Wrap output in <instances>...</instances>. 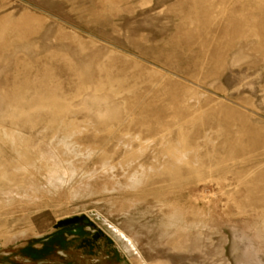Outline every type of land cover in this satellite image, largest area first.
Here are the masks:
<instances>
[{
    "label": "rangeland",
    "instance_id": "rangeland-1",
    "mask_svg": "<svg viewBox=\"0 0 264 264\" xmlns=\"http://www.w3.org/2000/svg\"><path fill=\"white\" fill-rule=\"evenodd\" d=\"M0 264H264V0H0Z\"/></svg>",
    "mask_w": 264,
    "mask_h": 264
},
{
    "label": "water",
    "instance_id": "water-1",
    "mask_svg": "<svg viewBox=\"0 0 264 264\" xmlns=\"http://www.w3.org/2000/svg\"><path fill=\"white\" fill-rule=\"evenodd\" d=\"M71 224L84 225V224H88V221L85 218H75V219H72V220L61 222L58 225V227H66V226L71 225Z\"/></svg>",
    "mask_w": 264,
    "mask_h": 264
},
{
    "label": "bare ground",
    "instance_id": "bare-ground-1",
    "mask_svg": "<svg viewBox=\"0 0 264 264\" xmlns=\"http://www.w3.org/2000/svg\"><path fill=\"white\" fill-rule=\"evenodd\" d=\"M117 232H118V234L121 236V238H126V239H128L129 240V242L131 241V239H129L127 236H126V234H124V232H122L121 230H119V229H117ZM128 242V243H129ZM132 242V241H131ZM130 244V243H129ZM133 244V243H132ZM135 247V246H134ZM137 249V248H136ZM140 252V251H139Z\"/></svg>",
    "mask_w": 264,
    "mask_h": 264
}]
</instances>
